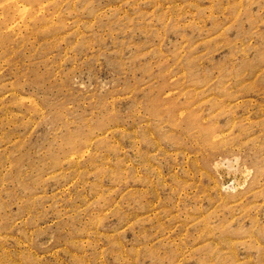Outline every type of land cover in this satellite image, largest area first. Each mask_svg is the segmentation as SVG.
Returning a JSON list of instances; mask_svg holds the SVG:
<instances>
[{"label":"rangeland","instance_id":"1","mask_svg":"<svg viewBox=\"0 0 264 264\" xmlns=\"http://www.w3.org/2000/svg\"><path fill=\"white\" fill-rule=\"evenodd\" d=\"M0 264H264V0H0Z\"/></svg>","mask_w":264,"mask_h":264}]
</instances>
